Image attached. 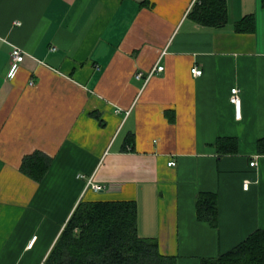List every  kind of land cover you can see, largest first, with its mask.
Returning <instances> with one entry per match:
<instances>
[{
	"label": "crops",
	"instance_id": "obj_1",
	"mask_svg": "<svg viewBox=\"0 0 264 264\" xmlns=\"http://www.w3.org/2000/svg\"><path fill=\"white\" fill-rule=\"evenodd\" d=\"M197 1L0 0V264H44L80 201H134L139 235L177 264L264 230V0H226L220 28L188 17ZM34 152L40 181L20 168Z\"/></svg>",
	"mask_w": 264,
	"mask_h": 264
},
{
	"label": "trees",
	"instance_id": "obj_2",
	"mask_svg": "<svg viewBox=\"0 0 264 264\" xmlns=\"http://www.w3.org/2000/svg\"><path fill=\"white\" fill-rule=\"evenodd\" d=\"M188 17L202 26L223 27L228 21L226 0H198ZM251 21L252 16L243 17L236 23V30L249 31ZM262 142L260 152H264ZM49 164L47 156L34 152L23 159L20 168L40 181ZM196 216L216 225L215 194L199 195ZM44 264H177V259L162 254L155 238L139 235L134 201H80ZM202 264H264V230L253 232L229 252L204 259Z\"/></svg>",
	"mask_w": 264,
	"mask_h": 264
},
{
	"label": "built area",
	"instance_id": "obj_3",
	"mask_svg": "<svg viewBox=\"0 0 264 264\" xmlns=\"http://www.w3.org/2000/svg\"><path fill=\"white\" fill-rule=\"evenodd\" d=\"M23 59V55L21 54V52L17 49H14L11 52V61H12V70H11V77H14V75L16 74V72L19 69V63L22 61ZM164 70V67L161 65H156L155 67H153L148 74L143 77L142 73H136L135 77L138 80H142L144 78V81L147 82L153 75L161 73ZM191 74L194 76H200L202 74V70L198 69L197 67H193L190 70ZM231 94H230V102L232 103V105L234 106L235 109V117L239 118L240 117V108H241V100H240V96H239V89L238 88H232L231 89ZM169 167L175 166L176 163L175 161L171 160L170 162H168L167 164ZM251 166H255L256 163L252 162L250 164ZM248 183H244V188L247 189L248 188ZM92 188L94 190H99L100 186L97 185H92Z\"/></svg>",
	"mask_w": 264,
	"mask_h": 264
}]
</instances>
